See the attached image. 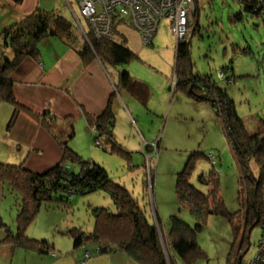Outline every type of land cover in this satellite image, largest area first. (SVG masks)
Listing matches in <instances>:
<instances>
[{
  "label": "rangeland",
  "instance_id": "374dc122",
  "mask_svg": "<svg viewBox=\"0 0 264 264\" xmlns=\"http://www.w3.org/2000/svg\"><path fill=\"white\" fill-rule=\"evenodd\" d=\"M67 10L66 18L74 24V30L81 33L76 21L78 18L81 26L88 31V25L80 15L78 2L73 0L72 3L74 18L72 12L68 8ZM122 31L127 38L126 45L136 57L124 65L112 67L107 64V69L113 75V72L117 73L125 68L132 77L146 83L151 92L147 105H142L133 97L127 99L117 96L119 107L114 105V138L122 146V150L128 152L121 154L111 151L109 143L103 138L92 136L91 130L88 127L87 130L75 118V134L70 147L82 159L93 160L101 165L112 181L123 185L153 224L156 223L154 211L157 212L164 254L168 257L170 253L174 264H232L242 237L241 226L235 240L228 218L209 213L203 217L202 227L196 229L194 227L199 219L177 201V176L191 155L196 153L189 183L206 193L208 187L199 184L197 176L213 170L227 211L234 212L240 208L237 201L238 163L220 119L210 103L194 101L184 91L172 90L175 82L174 52L176 40L189 41L191 71L210 74L218 85L227 90L246 130L252 133L256 121L264 118V23L260 17L243 10L236 0H195L193 10L189 12L186 31L179 39L172 33L166 19L160 21L153 43L149 45L143 44L132 28L125 27ZM85 41L87 42V38ZM226 65L230 67L224 69ZM220 73L224 76L221 77ZM116 92L118 93L114 89L113 93ZM121 94L124 96L123 92ZM90 114L96 116L94 113ZM37 119L41 121L40 116ZM52 126L60 130L64 124L57 125L54 122ZM95 139L98 140L96 143ZM17 165L25 168L23 163ZM66 166L70 171L79 170L76 164L68 162ZM249 166L257 173L253 161ZM152 174L153 191L149 183ZM147 180L149 186L146 185ZM20 182L22 181H18L19 184ZM3 185L0 216L14 231L19 196L9 185ZM92 207L115 211V205L104 190L86 195L71 194L64 201L42 204L28 225L26 234L29 228H34L41 236L33 238H46L44 234H47L46 239L49 240L57 227L64 232L71 227L89 232L94 224ZM171 216H176L194 229L195 241L203 254L191 263L171 249L168 239L172 228ZM53 223H57V226L44 230L46 225ZM239 224L242 225V220ZM259 234L260 225L250 230L248 239L241 246L240 253L244 252L242 258H250L254 254ZM58 235L62 239L61 245L66 238L72 243L69 235Z\"/></svg>",
  "mask_w": 264,
  "mask_h": 264
},
{
  "label": "trees",
  "instance_id": "16d2710c",
  "mask_svg": "<svg viewBox=\"0 0 264 264\" xmlns=\"http://www.w3.org/2000/svg\"><path fill=\"white\" fill-rule=\"evenodd\" d=\"M11 1L19 4L23 0ZM236 1L243 10L260 17L264 23V17L259 9L263 6L261 0ZM84 20L88 25L87 20L85 18ZM76 21L77 24L79 23L81 41L74 35V24L69 19L53 10L43 8L35 9L0 31V101L4 100L13 105L12 117L20 106L12 94L10 75L25 57L37 58L39 44L48 37H58L65 43H71L84 62L98 58L104 64L114 67L127 64L136 57V54L126 45L127 38L120 29L130 27L125 17L120 19L121 27L119 29L115 27L114 37L111 39L96 38L89 28L88 31L84 29L86 34L84 37L79 19L76 18ZM229 67L226 65L224 69ZM220 75L224 76L223 73ZM173 78L175 81L172 84L173 92L184 91L194 101L210 103L215 115L220 119L238 163L237 201L240 208L234 212L227 211L219 194L218 178L213 170L197 176V182L208 187L206 193L189 183L196 153L195 156L191 155L177 176L175 186L177 201L199 219L194 227L196 229L202 227L203 217L209 213L228 218L235 240L242 229V237L233 260L238 264L244 253H240L241 246L248 239V233L253 227L260 225L264 218V118L256 121L255 130L252 133L246 130L244 121L237 114L234 101L227 90L218 85L210 74L191 71L187 40H176ZM114 86L116 91H126L142 105H147L151 97L148 85L132 77L125 68L117 71ZM84 118L92 136L103 138L111 145V151L127 154L125 152L128 151L122 150V146L114 139L115 113L111 98L101 114L93 116L86 112ZM52 123L45 120L43 125L62 153L56 165L44 172L36 173L18 165L0 162V182L9 185L19 196L20 201L14 231L0 216V228L5 232L0 242L21 245L38 252L53 249V243L46 238L37 239L26 234V229L38 213L40 206L46 202L64 201L71 194L86 195L104 190L115 205V211L104 207H92L94 224L91 231L85 232L76 227L66 229L64 233L71 238L73 248L93 245L94 248L87 251L89 255L122 250L138 264H174L171 254L168 253V257L164 254L157 212L154 211L156 223L153 224L148 220L137 200L123 185L112 181L101 165L93 160L82 159L70 147V141L75 134L73 118H65L64 126L60 130H56ZM148 147L151 149V146ZM251 161L256 165L257 173L251 170L249 166ZM68 162L78 165L79 170L70 171L66 166ZM150 178L152 179H149V183L153 190V174ZM20 180L23 183L19 184ZM147 190H149L148 187ZM171 219L172 228L168 235L171 249L182 259L191 263L203 254L195 241L194 229L181 222L176 216H171ZM240 219L242 225L239 224Z\"/></svg>",
  "mask_w": 264,
  "mask_h": 264
},
{
  "label": "crops",
  "instance_id": "0c3cea01",
  "mask_svg": "<svg viewBox=\"0 0 264 264\" xmlns=\"http://www.w3.org/2000/svg\"><path fill=\"white\" fill-rule=\"evenodd\" d=\"M74 1L79 5L80 0ZM72 3L73 0H23L16 4L11 0H0V31L37 8L53 10L67 18L68 8L74 18ZM124 28L121 27V31ZM73 32L81 41V34L76 30ZM75 48L58 37H48L39 44L37 58L25 57L11 73L12 94L20 109L12 117L13 105L0 101V162L23 163L29 171L43 172L56 165L62 154L43 125L45 120L62 125L65 118L71 117L88 130L84 111L100 114L111 98L115 113V107H119L117 96L131 99L126 91L113 95L116 72L111 75L107 64L98 58L82 61ZM39 116L41 121L37 119ZM3 189L4 185L0 182V207ZM51 226H57V223L46 225L44 230ZM37 232L34 228L28 230L30 237L41 236ZM58 234L65 233L57 227L49 239L53 249L41 252L0 242V264H138L122 250L93 253L85 258V253L92 250L93 245L73 248L69 238L61 245L62 239ZM4 235V230L0 228V240ZM44 235L48 238L47 234Z\"/></svg>",
  "mask_w": 264,
  "mask_h": 264
},
{
  "label": "built area",
  "instance_id": "2783aa9c",
  "mask_svg": "<svg viewBox=\"0 0 264 264\" xmlns=\"http://www.w3.org/2000/svg\"><path fill=\"white\" fill-rule=\"evenodd\" d=\"M194 1L80 0L79 9L80 14L88 22L89 31L96 38H113L115 27L119 29L121 27L119 26L120 19H124L125 17L128 26L139 34L141 42L148 45L152 42L156 29L162 19H166L169 22L171 31L175 37L181 38L186 31L189 12L193 10ZM261 1L263 6L259 9L260 14L264 17V0ZM82 31L85 33L84 30ZM260 226L262 232L256 241L254 254L247 259L241 257L238 264H264V219ZM85 256L89 257V252H86Z\"/></svg>",
  "mask_w": 264,
  "mask_h": 264
},
{
  "label": "bare ground",
  "instance_id": "6f19581e",
  "mask_svg": "<svg viewBox=\"0 0 264 264\" xmlns=\"http://www.w3.org/2000/svg\"><path fill=\"white\" fill-rule=\"evenodd\" d=\"M83 29V28H82ZM84 30V29H83Z\"/></svg>",
  "mask_w": 264,
  "mask_h": 264
},
{
  "label": "water",
  "instance_id": "95a60500",
  "mask_svg": "<svg viewBox=\"0 0 264 264\" xmlns=\"http://www.w3.org/2000/svg\"><path fill=\"white\" fill-rule=\"evenodd\" d=\"M53 167V166H52Z\"/></svg>",
  "mask_w": 264,
  "mask_h": 264
}]
</instances>
